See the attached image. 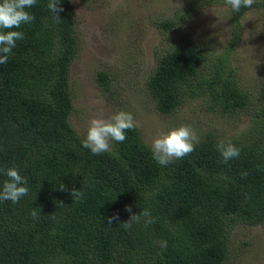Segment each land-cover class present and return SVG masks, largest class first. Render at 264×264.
I'll return each mask as SVG.
<instances>
[{"label": "trees", "instance_id": "16d2710c", "mask_svg": "<svg viewBox=\"0 0 264 264\" xmlns=\"http://www.w3.org/2000/svg\"><path fill=\"white\" fill-rule=\"evenodd\" d=\"M47 4L36 0L26 9L34 20L14 29L24 39L0 65V188L7 168L28 182L18 203L0 200V264H221L234 225H264V83L249 107V91L225 66L249 8L233 12L227 5L231 36L212 60L182 42L157 57L144 85L158 111L193 100L221 116L251 111L240 132L205 131L192 153L161 166L137 128L123 142L110 141L108 152L94 155L82 146L84 138L67 121L68 67L77 47L73 15L68 0H59L56 21ZM254 7L264 9V0ZM261 21L264 28V13ZM158 25L172 29L176 22ZM96 80L113 98L108 74L99 70ZM221 140L240 148L239 157L223 163L216 150ZM144 209L155 223L145 227L142 218L130 229L121 226Z\"/></svg>", "mask_w": 264, "mask_h": 264}, {"label": "rangeland", "instance_id": "374dc122", "mask_svg": "<svg viewBox=\"0 0 264 264\" xmlns=\"http://www.w3.org/2000/svg\"><path fill=\"white\" fill-rule=\"evenodd\" d=\"M77 39L76 53L68 67V90L72 109L67 121L85 138L88 122L123 110L133 115L141 139H152L169 127L190 125L202 137L205 131L223 127L224 136L245 128L250 112L221 116L205 110L193 100L168 113L158 111L145 89V79L157 57L176 43L195 45L211 60L231 36L227 5L218 0H68ZM264 9L246 10L240 19L238 43L229 51L225 66L238 87L250 93L249 107L258 101L264 83ZM172 20L176 27H160ZM108 74L106 95L96 80V72ZM185 101H187L185 99ZM221 264H264V225L239 223L230 231L227 253Z\"/></svg>", "mask_w": 264, "mask_h": 264}, {"label": "clouds", "instance_id": "9594fccd", "mask_svg": "<svg viewBox=\"0 0 264 264\" xmlns=\"http://www.w3.org/2000/svg\"><path fill=\"white\" fill-rule=\"evenodd\" d=\"M233 12H239L241 8H251L256 0H224ZM36 4V0H0V65L7 64L9 55L15 47L17 40L24 39V34L19 29L21 25L30 23L34 17L26 10ZM47 7L54 20L59 21L58 13L63 11L59 7V0H48ZM7 30V31H4ZM137 127L133 115L119 110L105 118L103 115L95 116L88 122L85 138L82 146L98 155L110 151V141L123 142L126 140V131ZM199 136L194 129L187 124L169 127L166 131H160L151 141L150 151L152 158L158 165L167 166L175 160L189 155L199 143ZM216 150L222 157V162L227 163L233 158H238L241 149L236 147L231 140H221L216 145ZM8 178L3 181L0 188V200L18 203L21 197L28 194L27 179L20 175L19 171L12 167L3 170ZM72 196L82 198L80 191L74 190ZM131 212V208H126ZM34 219L38 218L37 211H32ZM143 218L145 227L155 223L149 210L144 209L138 215H131L130 219L122 227L130 229L133 223H140ZM112 223V218L108 219ZM161 248L167 247L164 240L156 241Z\"/></svg>", "mask_w": 264, "mask_h": 264}]
</instances>
